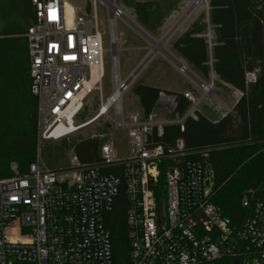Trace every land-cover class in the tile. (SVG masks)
<instances>
[{
	"label": "built area",
	"instance_id": "2783aa9c",
	"mask_svg": "<svg viewBox=\"0 0 264 264\" xmlns=\"http://www.w3.org/2000/svg\"><path fill=\"white\" fill-rule=\"evenodd\" d=\"M97 2L107 9L108 27L112 20L134 22L110 0H93L90 13L69 8L66 0H30L32 22L23 37L37 137L69 141L104 118L112 129L126 131L128 155L120 158L113 141L98 135V160L90 165L73 156L71 166L51 170L37 160L21 173L12 164L11 175L0 178V264H115L107 217L122 191L127 264H234L235 257L237 264H263L264 193L244 191L243 214L230 219L212 201L208 155L194 157L183 138L162 141L165 126L184 132L186 119L197 120L204 96L183 92L189 103L183 114L174 113V103L163 113L154 108L125 115L122 98L145 66L139 63L121 80L115 55L112 92L100 90L96 115L77 123L91 92L92 64L103 63L105 53ZM245 78L254 81L256 73ZM167 112L174 117L164 119Z\"/></svg>",
	"mask_w": 264,
	"mask_h": 264
},
{
	"label": "trees",
	"instance_id": "16d2710c",
	"mask_svg": "<svg viewBox=\"0 0 264 264\" xmlns=\"http://www.w3.org/2000/svg\"><path fill=\"white\" fill-rule=\"evenodd\" d=\"M121 1L147 25L149 14L146 5ZM26 3L25 19L29 20L32 19L33 8L30 0ZM208 6L207 16L200 15L173 43L172 48L204 80L213 74L218 81L239 91L241 97L232 111L216 122L198 113L197 120L186 119L184 132H180L177 125L165 126L162 141L171 143L183 138L194 157H199L201 153L208 155L214 171L212 201L225 216L237 220L243 214V192L252 189L264 193V151H258L259 146L264 147V0H209ZM21 33L19 28L0 32V75L4 73V63L11 66L12 89L16 94L21 93L20 96L25 91L27 48L25 39L24 45L12 36ZM209 35L212 37L211 47L207 42ZM249 72H255L256 79L246 82L245 75ZM27 78L29 82L28 65ZM134 93L145 115L155 108L161 93L174 96V113L183 114L189 106L182 93L145 85L136 86ZM29 95L26 98V107L29 108L26 121L22 115L16 120L18 127H12L16 138L11 147H15L19 155L31 154L36 144V100L30 91ZM6 110L0 108V126L13 122ZM100 144L97 137L86 138L75 143L72 151L81 165H90L98 160ZM255 146L257 149H252ZM235 149H241L237 155L231 153ZM30 164L24 169L19 167V172H26ZM234 181H237L238 188L234 187ZM235 198H239L238 203H235ZM125 208L126 199L122 191L107 217L115 264L128 263Z\"/></svg>",
	"mask_w": 264,
	"mask_h": 264
},
{
	"label": "rangeland",
	"instance_id": "374dc122",
	"mask_svg": "<svg viewBox=\"0 0 264 264\" xmlns=\"http://www.w3.org/2000/svg\"><path fill=\"white\" fill-rule=\"evenodd\" d=\"M115 5L119 6L125 14L130 17L141 29L149 36L156 40L164 38L165 34L178 20L182 12L191 3L192 0H127L140 5H146L145 8L149 14L146 19L147 25L134 13V10L129 8L121 0H113ZM209 0L204 2L197 8L192 16L178 29L174 35L167 41L166 50L151 52L150 43L146 36H143L134 26L128 24L127 21L118 20L116 23L112 20L111 27L109 25V16L107 9L99 2L96 3V12L98 15L99 29L103 38V49L105 51L103 57L104 75L100 82L96 83L94 89L88 94L85 99L84 109L78 117L77 123L83 124L93 118L99 108L100 90L104 96H109L112 92V77H111V57L117 55L119 61V76L120 79H125L141 61L146 60L144 69L137 75L131 89L122 98V108L125 115L132 112H142L138 98L134 93V88L138 85L160 86L168 90H178L184 83L185 89L197 97L204 96L198 107V113L210 119H221L224 114V108L219 107L215 111V106L218 107L212 97V92H216L219 96L229 98L231 91L228 87L219 83L217 78L210 74L209 78L204 80L200 73L191 67L173 50V43L188 29V27L200 16L209 11ZM66 5H74L80 7L90 13L93 7V0H66ZM28 10L26 0H0V32L12 31L17 28L21 30V34L12 36L25 45L24 32L32 19H25V13ZM208 24V20L205 19ZM2 34V33H1ZM211 35L207 37L209 47H211ZM171 56H169V55ZM9 57V56H6ZM175 58V60L172 59ZM181 63L186 69V73L179 71ZM212 62V59H210ZM163 65L167 66L166 69ZM11 66L4 63L0 75V108L8 110V115L11 116V124H3L0 126V178H6L11 175V166L15 164L17 168H26L28 164L39 160L41 164L51 170H59L72 165V157L75 156L72 147L75 143L86 138H96L98 135H104V139H111L117 155L122 158L128 155V138L126 131L114 130L104 118H100L97 122L81 129L69 141H39L36 136L35 149L31 154L16 153L15 147H11L16 136L13 134L17 128V118L24 116L27 118L28 106L26 107V98L29 95V82L27 78V59L25 57V91L16 94L13 87ZM200 82L207 86H211L209 91H204L201 88ZM8 88L10 91H8ZM6 110V112H7ZM220 112V114H218ZM215 114H218L216 116ZM164 119L173 118V114L167 112L162 116ZM15 124V125H13ZM10 126V127H9ZM13 127V128H12ZM37 134V132H36ZM98 138V137H97ZM99 139V138H98ZM257 149V147H252ZM241 149L232 150V154L237 155ZM258 151L263 152L264 147L259 146ZM248 152V149H247ZM234 155V156H235ZM164 184V179L162 181ZM235 188H238L237 181L233 182ZM243 188L241 189L242 192ZM241 194V193H240ZM239 194V197H240ZM239 202V198H235V203Z\"/></svg>",
	"mask_w": 264,
	"mask_h": 264
},
{
	"label": "bare ground",
	"instance_id": "6f19581e",
	"mask_svg": "<svg viewBox=\"0 0 264 264\" xmlns=\"http://www.w3.org/2000/svg\"><path fill=\"white\" fill-rule=\"evenodd\" d=\"M204 2V0H192L191 3L186 7V9L182 12L181 16L178 18V20L172 25V27L168 30V32L165 34L164 38L161 40H156L149 36L143 29H141L136 23L131 22L132 26H134L143 36H146L148 42L150 43V49L151 52H155L157 50L167 52L166 50V43L167 41L174 35V33L180 29V27L189 20V18L192 16V14L197 10V8ZM110 4L113 6L114 1L110 0ZM69 8L72 7V5H68ZM102 48H101V54H102ZM169 55V54H168ZM170 56V55H169ZM171 57V56H170ZM173 60H175L174 57H172ZM102 60V56H101ZM103 62V61H102ZM177 64L180 65V67H183L179 61H177ZM103 73V63L100 64V62H93L92 64V74L90 80L86 83V87L92 91L96 85L100 81L101 75ZM201 88L204 91H209L211 89V86H207L205 84H202L200 82Z\"/></svg>",
	"mask_w": 264,
	"mask_h": 264
},
{
	"label": "crops",
	"instance_id": "0c3cea01",
	"mask_svg": "<svg viewBox=\"0 0 264 264\" xmlns=\"http://www.w3.org/2000/svg\"><path fill=\"white\" fill-rule=\"evenodd\" d=\"M165 68L167 66L163 65ZM144 69V68H143ZM166 69H169L168 67ZM219 83H222L219 81ZM222 85L226 86L229 88V90L231 91V96L229 98H225V97H222V96H219L218 94H216V92H212L210 97H212L214 99V101L216 102V104L218 105L215 106V111H218L219 107H223L224 108V114L226 115L227 113L231 112L233 107L235 106L236 102L239 100V98L241 97V93L235 89H233L232 87H230L229 85L225 84V83H222ZM145 86H149V85H145ZM151 87H155V88H158L162 91H170V92H176V93H183L184 89H185V84L183 83L180 88L178 90H168V89H165L163 87H160V86H151ZM186 90V89H185ZM174 99V96L172 95H166L164 93H161L160 96H159V99L155 105V109L157 111H160V112H166L170 109H172L173 107V104L175 103V101H173ZM218 114H220V112H218ZM218 114H215L216 116H218ZM203 116L205 118H207L209 121L211 122H216L218 121V119H210L211 117H207L205 114H203ZM224 115H222L223 117Z\"/></svg>",
	"mask_w": 264,
	"mask_h": 264
},
{
	"label": "water",
	"instance_id": "95a60500",
	"mask_svg": "<svg viewBox=\"0 0 264 264\" xmlns=\"http://www.w3.org/2000/svg\"><path fill=\"white\" fill-rule=\"evenodd\" d=\"M146 60H147V59H146ZM146 60H143V61H142V64H141L142 66H145V64H146L145 62H147ZM140 70H141V69H140ZM140 70H139V71H140ZM234 264H237V262H236V257H235V262H234ZM263 264H264V263H263Z\"/></svg>",
	"mask_w": 264,
	"mask_h": 264
}]
</instances>
